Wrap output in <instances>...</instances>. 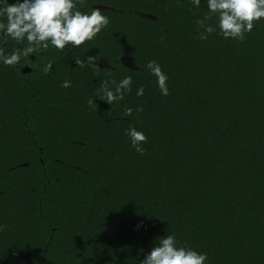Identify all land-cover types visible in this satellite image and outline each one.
Here are the masks:
<instances>
[{"label": "trees", "instance_id": "16d2710c", "mask_svg": "<svg viewBox=\"0 0 264 264\" xmlns=\"http://www.w3.org/2000/svg\"><path fill=\"white\" fill-rule=\"evenodd\" d=\"M89 6L110 18L97 39L0 66V264H124L166 232L208 264H264V22L243 42L200 40L204 4ZM124 76L133 91L123 101L98 98L102 81ZM130 126L147 136L143 154Z\"/></svg>", "mask_w": 264, "mask_h": 264}, {"label": "clouds", "instance_id": "9594fccd", "mask_svg": "<svg viewBox=\"0 0 264 264\" xmlns=\"http://www.w3.org/2000/svg\"><path fill=\"white\" fill-rule=\"evenodd\" d=\"M191 8L200 9L202 4L206 11L195 21L200 40H207L213 34L226 41L243 42L254 28L264 22V0H189ZM85 0H0V66L5 68L23 67L36 56L43 55L49 48L62 52L66 49H78L82 45L97 39L108 27L110 18L102 13L101 8L89 6L84 9ZM11 41L13 47L6 49ZM76 65L84 67L93 64L89 56L86 60L75 59ZM54 64L49 61L44 65L45 74L53 70ZM150 74L155 77V86L161 96L169 92L168 76L161 65L149 61L146 65ZM71 81L65 80L63 88H70ZM133 91V78L124 76L120 80H104L100 85V100L111 107L124 100ZM145 94L143 87L135 90L137 97ZM96 100V99H95ZM94 99L88 100L89 107L97 104ZM143 109L137 107L135 111ZM133 114L132 108H126L123 117ZM136 152L143 154V145L147 136L143 131L130 126L124 132ZM142 225H137L139 230ZM139 256L143 258L140 259ZM124 264H208V255L187 244H181L175 233L166 232L153 241L150 250H139L137 257H126Z\"/></svg>", "mask_w": 264, "mask_h": 264}, {"label": "water", "instance_id": "95a60500", "mask_svg": "<svg viewBox=\"0 0 264 264\" xmlns=\"http://www.w3.org/2000/svg\"><path fill=\"white\" fill-rule=\"evenodd\" d=\"M22 72H23L24 74H28V73L31 72V69H30L29 67H25V68L22 70Z\"/></svg>", "mask_w": 264, "mask_h": 264}]
</instances>
